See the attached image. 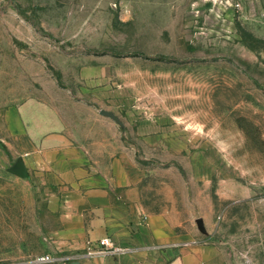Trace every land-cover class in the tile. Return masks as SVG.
Masks as SVG:
<instances>
[{
  "label": "rangeland",
  "instance_id": "rangeland-1",
  "mask_svg": "<svg viewBox=\"0 0 264 264\" xmlns=\"http://www.w3.org/2000/svg\"><path fill=\"white\" fill-rule=\"evenodd\" d=\"M55 89L138 166L167 264H264V0H0V100ZM102 107L124 127L95 124ZM51 194L0 151V264L78 260L54 247Z\"/></svg>",
  "mask_w": 264,
  "mask_h": 264
},
{
  "label": "crops",
  "instance_id": "crops-1",
  "mask_svg": "<svg viewBox=\"0 0 264 264\" xmlns=\"http://www.w3.org/2000/svg\"><path fill=\"white\" fill-rule=\"evenodd\" d=\"M5 96L0 100V151L9 168L22 159L27 175L21 177L52 193L47 200L59 225L53 230L54 247L79 257L71 264H167L163 250L172 245L173 231L146 215L140 170L125 150H111V140L117 144L118 137L89 128L94 111L79 113L56 89L53 95L41 92L21 101H9V90ZM103 109L108 110L99 108L98 115L104 120L95 124L108 127ZM107 236L131 251L86 256L89 241ZM206 257L198 247L180 249L172 262L209 264Z\"/></svg>",
  "mask_w": 264,
  "mask_h": 264
},
{
  "label": "built area",
  "instance_id": "built-area-1",
  "mask_svg": "<svg viewBox=\"0 0 264 264\" xmlns=\"http://www.w3.org/2000/svg\"><path fill=\"white\" fill-rule=\"evenodd\" d=\"M2 140L0 139V148H1ZM131 251L129 247L119 246L115 243V241L107 236L102 239H99L96 242L89 241L86 251V256L94 257V256H103V257H114L123 254H127ZM59 260L51 255L43 256L37 259V262L45 263V262H55Z\"/></svg>",
  "mask_w": 264,
  "mask_h": 264
},
{
  "label": "water",
  "instance_id": "water-1",
  "mask_svg": "<svg viewBox=\"0 0 264 264\" xmlns=\"http://www.w3.org/2000/svg\"><path fill=\"white\" fill-rule=\"evenodd\" d=\"M100 114L105 116V117H108L110 119H112L113 121H115L118 125L124 127V123L121 121V119L112 111H109V110H101L100 111ZM9 171L15 175H18V176H26L27 175V171L23 165V161L22 159H18L16 161V163L9 168ZM197 225H198V228L199 230L206 234L207 233V229H206V226H205V222L202 218H199L197 219ZM74 264H77V263H74ZM171 264H178L177 261H174L172 262Z\"/></svg>",
  "mask_w": 264,
  "mask_h": 264
}]
</instances>
